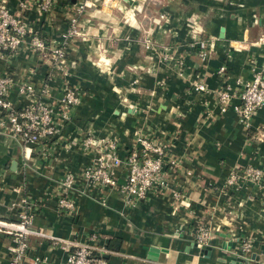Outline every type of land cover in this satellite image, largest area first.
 I'll use <instances>...</instances> for the list:
<instances>
[{
  "label": "crops",
  "instance_id": "crops-1",
  "mask_svg": "<svg viewBox=\"0 0 264 264\" xmlns=\"http://www.w3.org/2000/svg\"><path fill=\"white\" fill-rule=\"evenodd\" d=\"M78 1L54 0L42 13L35 1L27 9L19 0L0 3L54 45L78 17ZM96 1L100 7L108 2ZM114 2L113 12L85 13V36L66 50L67 82L80 96L68 120L54 109L58 132L32 144L0 130V219L18 220L26 198L37 232L28 236L24 264L36 257V264H64L67 253L54 239L102 247L109 264H264V200L253 185L223 190L232 170L264 166V108L242 122L239 99L243 83L264 68V0ZM159 50L168 56L160 57ZM52 60L27 42L0 60V74L12 80L6 95L11 108L60 97L58 73L49 76ZM197 83L207 92L195 91ZM26 85L32 91L21 93ZM226 87L231 97L221 111L217 92ZM139 133L165 147L167 190L131 206L114 189L90 187L87 195L72 194L75 211L58 209L63 176L76 175L94 158L81 148L85 137H111L124 156ZM202 224L213 235L200 248L194 233ZM242 239L252 244L244 253L247 263L237 255ZM12 244L10 235L0 233V264H8ZM150 248L157 249L155 258Z\"/></svg>",
  "mask_w": 264,
  "mask_h": 264
},
{
  "label": "built area",
  "instance_id": "built-area-1",
  "mask_svg": "<svg viewBox=\"0 0 264 264\" xmlns=\"http://www.w3.org/2000/svg\"><path fill=\"white\" fill-rule=\"evenodd\" d=\"M34 1L41 13L50 10L54 2V0H19V6L21 9H27ZM94 5V0H79L74 12L76 15L80 14L85 8ZM75 21L76 17L73 16L70 19V27ZM68 32L62 34L63 40ZM26 42L32 50L43 54L49 53L52 56L54 67L61 64L57 58L63 57V53L66 52L63 43L47 45L30 24L0 3V60L8 52L18 51ZM199 45L203 47L202 42ZM199 53L202 54L203 51ZM223 69L224 67L220 68V70ZM11 81V77L0 74V130H8L18 141L32 144L54 136L59 130V123L53 118L54 109L59 108L60 115L65 116L67 109L77 102L75 93L69 91L66 98L61 101V105L54 106L53 104L52 107L49 102L40 100L22 109H13L6 100ZM193 89L200 93L207 92V87L203 83L193 85ZM19 90L21 93H28L32 91V87L26 85ZM230 97L231 93L227 87L217 92L221 111L226 110ZM239 99L240 120L247 123L257 110L264 108V68L254 71L252 77L243 83ZM134 144L127 154L120 156L115 139L85 137L81 148L85 152L94 153V158L90 165L76 175L68 172L63 176L61 185L64 193L57 200L58 209L69 213L75 211L76 203L72 194L79 192L87 195L86 188L90 187L114 189L120 198L131 206L145 200L154 191L167 190L169 184L165 175L163 143L139 133L136 134ZM119 169L122 173H119ZM245 185H253L264 200V166L257 167L248 164L243 168L232 170L225 179L223 188L239 190ZM172 195L177 197L179 194L173 191ZM20 204L26 209L18 214V220L0 219V233L10 235L13 241L8 248V264H24L29 249L28 236L37 233L31 228L32 215L27 212L30 207L29 201L23 198ZM212 235L213 230L202 224L196 228L194 241L198 247L202 248L208 244ZM54 240L55 243L59 242L60 247L67 253L64 264H109L106 258L108 251L102 247L89 242ZM248 247H250V242L242 239L237 255L245 258L243 252ZM38 260L39 258L36 257L32 264H36Z\"/></svg>",
  "mask_w": 264,
  "mask_h": 264
},
{
  "label": "rangeland",
  "instance_id": "rangeland-1",
  "mask_svg": "<svg viewBox=\"0 0 264 264\" xmlns=\"http://www.w3.org/2000/svg\"><path fill=\"white\" fill-rule=\"evenodd\" d=\"M97 2L98 1L95 2V5L94 6H98L97 5ZM94 6H92V7H94ZM101 6L102 7L98 6V7H95V8L90 7V9L89 8H85L80 14H77L78 17L76 18V21L74 22V25L72 27H70V24H69L68 27L64 30V32L62 34L67 33L69 31L68 32V35L64 38L65 40H61V42L63 43V47H65L66 50L68 49V47L70 46V42L74 38L75 39L76 38H82V37L85 36L86 30L83 28V26L80 25V18L85 13L89 12V10H92V11H95V10L98 11V10H100V11H105V12H113V10L118 9V5L116 4V2H114V0H108L107 3L102 4ZM37 12H39L38 9H37ZM189 21H190V19H189ZM146 40L144 41L145 44L148 41V40L147 41ZM158 53L160 54V57H163V58H165L166 56H168V52H166V51L159 50ZM57 60H59L62 65L61 64L60 65L57 64L55 67L53 65L52 71L49 73V76H51L52 74H54L53 72L58 73L56 76L61 79L60 84H61L62 92H61V95H60L59 98L54 99V100L50 101L49 103H50V105H52V107H53V104H54V106H57L58 104L61 105L60 103H61V101H63L66 98L67 93L69 91L70 92L73 91L75 93V96L77 97V102L74 105H71L69 107L71 109L73 106H75L78 103V100H79L78 97L80 96V89L77 88L76 86L69 85L68 82H67L68 81V78L70 76V73H69L70 63H68L69 60H68L67 51L63 53V57L62 56H59L57 58ZM53 70H55V71H53ZM44 89L48 92V85L47 84H46V88L44 87ZM124 96L125 95H122V98ZM70 109H67V114L65 116L59 115L61 121H65V120H68L69 119V117H70L69 116V110ZM58 110H59V108H58ZM89 137L94 138L91 135ZM103 138H111V137L106 136V137H103ZM99 139H101V138H99ZM225 189L226 188H223V190H225ZM251 246H252V244L250 243V247H248V249H245L244 250L243 255H244V253L246 254L247 252H249L251 250ZM239 257L243 259V262H245V263L249 262L248 259L245 257V255H244L245 258H243L241 256H239Z\"/></svg>",
  "mask_w": 264,
  "mask_h": 264
},
{
  "label": "water",
  "instance_id": "water-1",
  "mask_svg": "<svg viewBox=\"0 0 264 264\" xmlns=\"http://www.w3.org/2000/svg\"><path fill=\"white\" fill-rule=\"evenodd\" d=\"M221 31H223V29H221ZM220 36H222V35H220ZM208 249H209V247H205V249H202V252H203V251H208ZM149 250H150V254H151L150 257H151V258H155V257H153V256H155L157 249L150 248ZM230 264H231V263H230Z\"/></svg>",
  "mask_w": 264,
  "mask_h": 264
},
{
  "label": "trees",
  "instance_id": "trees-1",
  "mask_svg": "<svg viewBox=\"0 0 264 264\" xmlns=\"http://www.w3.org/2000/svg\"><path fill=\"white\" fill-rule=\"evenodd\" d=\"M107 247H108V248H112V246H111V245H109V244L107 245ZM116 248H117V246H116Z\"/></svg>",
  "mask_w": 264,
  "mask_h": 264
}]
</instances>
